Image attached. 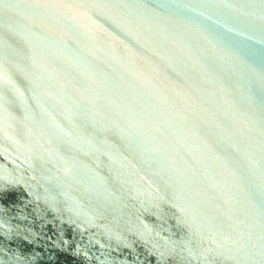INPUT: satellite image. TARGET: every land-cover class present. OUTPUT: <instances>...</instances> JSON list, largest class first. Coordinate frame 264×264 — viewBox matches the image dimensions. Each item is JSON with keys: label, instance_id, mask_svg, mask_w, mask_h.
Listing matches in <instances>:
<instances>
[{"label": "water", "instance_id": "water-1", "mask_svg": "<svg viewBox=\"0 0 264 264\" xmlns=\"http://www.w3.org/2000/svg\"><path fill=\"white\" fill-rule=\"evenodd\" d=\"M0 264H264V0H0Z\"/></svg>", "mask_w": 264, "mask_h": 264}]
</instances>
